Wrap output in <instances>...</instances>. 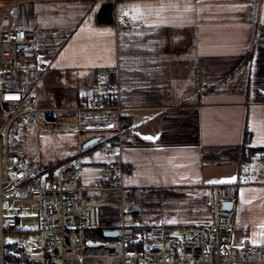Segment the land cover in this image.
Here are the masks:
<instances>
[{
  "label": "crops",
  "instance_id": "1",
  "mask_svg": "<svg viewBox=\"0 0 264 264\" xmlns=\"http://www.w3.org/2000/svg\"><path fill=\"white\" fill-rule=\"evenodd\" d=\"M106 2L114 20L100 24ZM15 16L34 41L27 64L44 72L41 106H73L117 71L131 118L122 157L133 170L123 190L105 189L109 133L45 132L40 143L41 126L22 118L4 130L2 154L37 150L48 171L79 157L78 183L97 204L99 227L131 224L137 237L145 227L208 225L211 186L235 183L231 240L261 241L264 0H32Z\"/></svg>",
  "mask_w": 264,
  "mask_h": 264
},
{
  "label": "built area",
  "instance_id": "2",
  "mask_svg": "<svg viewBox=\"0 0 264 264\" xmlns=\"http://www.w3.org/2000/svg\"><path fill=\"white\" fill-rule=\"evenodd\" d=\"M23 1L32 0H0V144L6 127L18 118L51 135L109 133L106 151L114 159L102 187L123 190V179L133 170L123 162L121 143L131 118L124 113L117 71L73 106H41L38 85L44 72L22 65L34 47L30 32L16 25V10ZM81 166L82 160L74 157L48 171L37 150L2 154L0 147V264H264V228L258 244L237 246L231 240L235 183L211 186L208 225H186L180 231L161 226L158 239L146 242L138 239L135 226L121 222L118 239L85 243L86 233H94L99 221L97 204L78 183ZM26 200L39 205V251L18 220L1 216L12 202ZM228 203L232 208L225 207ZM120 209L127 212L124 204ZM135 225L142 228L145 222L138 217Z\"/></svg>",
  "mask_w": 264,
  "mask_h": 264
},
{
  "label": "rangeland",
  "instance_id": "3",
  "mask_svg": "<svg viewBox=\"0 0 264 264\" xmlns=\"http://www.w3.org/2000/svg\"><path fill=\"white\" fill-rule=\"evenodd\" d=\"M27 64L26 60L22 61V65ZM44 128L41 127L39 131L37 141L42 143V136L46 131H43ZM41 150H43L41 148ZM2 218L5 220H18L22 232L26 234L35 251L40 250V217H39V205L37 202L33 200L26 201H14L12 202V206L10 210L4 211L2 213ZM177 230V229H176ZM180 231V230H177ZM143 235V236H142ZM159 237V233L156 231H150L149 229L142 228V231L138 234V239H143L146 242H152L157 240ZM8 239V238H7ZM142 240V241H143ZM102 240L93 233L87 232L85 236V243L87 244H98ZM233 244L235 242L233 241Z\"/></svg>",
  "mask_w": 264,
  "mask_h": 264
},
{
  "label": "water",
  "instance_id": "4",
  "mask_svg": "<svg viewBox=\"0 0 264 264\" xmlns=\"http://www.w3.org/2000/svg\"><path fill=\"white\" fill-rule=\"evenodd\" d=\"M97 22L100 24H111L114 20V14H113V3L112 2H106L101 4L97 11ZM27 55H31L30 52L27 53ZM225 207L232 208V204L228 203L225 204ZM121 230L119 227H114L113 229L110 228H102L98 227L95 229V234L100 238L101 240H114L118 239L120 237Z\"/></svg>",
  "mask_w": 264,
  "mask_h": 264
},
{
  "label": "snow or ice",
  "instance_id": "5",
  "mask_svg": "<svg viewBox=\"0 0 264 264\" xmlns=\"http://www.w3.org/2000/svg\"><path fill=\"white\" fill-rule=\"evenodd\" d=\"M125 15H128V13L126 12ZM150 139V138H149Z\"/></svg>",
  "mask_w": 264,
  "mask_h": 264
}]
</instances>
